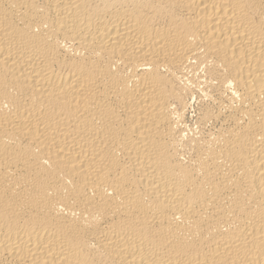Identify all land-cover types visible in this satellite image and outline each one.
I'll use <instances>...</instances> for the list:
<instances>
[{"label":"bare ground","instance_id":"obj_1","mask_svg":"<svg viewBox=\"0 0 264 264\" xmlns=\"http://www.w3.org/2000/svg\"><path fill=\"white\" fill-rule=\"evenodd\" d=\"M0 264H264V0H0Z\"/></svg>","mask_w":264,"mask_h":264}]
</instances>
